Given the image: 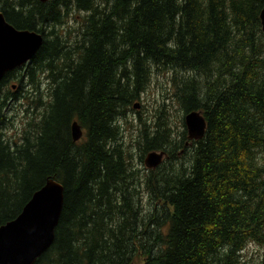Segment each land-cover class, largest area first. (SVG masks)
Segmentation results:
<instances>
[{
  "label": "trees",
  "instance_id": "16d2710c",
  "mask_svg": "<svg viewBox=\"0 0 264 264\" xmlns=\"http://www.w3.org/2000/svg\"><path fill=\"white\" fill-rule=\"evenodd\" d=\"M2 1L8 22L48 36L68 6L85 15L69 45L76 60L67 42L47 39L0 81V226L48 177L65 188L55 240L35 264H248L247 246H264V0ZM153 69L170 75L183 114L202 111L208 127L188 142L145 124L141 150L165 159L142 174L118 121ZM10 98L45 109L21 144L1 134Z\"/></svg>",
  "mask_w": 264,
  "mask_h": 264
},
{
  "label": "water",
  "instance_id": "95a60500",
  "mask_svg": "<svg viewBox=\"0 0 264 264\" xmlns=\"http://www.w3.org/2000/svg\"><path fill=\"white\" fill-rule=\"evenodd\" d=\"M41 1L46 3L50 0ZM260 19L264 33V7ZM43 41L42 33L16 28L0 11V81L8 72L31 62ZM186 123L190 139L203 138L207 122L202 111L187 113ZM72 134L75 140L82 136L81 126L76 121L72 124ZM163 155L164 152L148 153L146 167L157 168L163 161ZM64 198L63 184L48 178L25 204L19 217L0 226V264H34L44 250L51 247Z\"/></svg>",
  "mask_w": 264,
  "mask_h": 264
},
{
  "label": "rangeland",
  "instance_id": "374dc122",
  "mask_svg": "<svg viewBox=\"0 0 264 264\" xmlns=\"http://www.w3.org/2000/svg\"><path fill=\"white\" fill-rule=\"evenodd\" d=\"M4 3V1L0 2V4ZM68 3L72 4L73 2ZM73 8V6H68L67 10H65L63 23H47L46 27L47 32L54 31V34L47 38L52 40L55 37H59L60 41L67 42V44L63 43L67 46L65 52L68 54V56H71V58L74 59L75 54L69 45H73L72 42L75 41L77 34L83 31L85 15L82 11H78ZM0 11H2L1 6ZM31 64L32 61L29 64L27 63L23 66H30ZM15 82L16 81L12 82V84ZM13 86H15V89L16 85ZM8 87H10V85H8ZM48 88L49 82L44 79V83L39 91L41 92L42 98L46 102L47 99L45 98L44 93L49 92ZM24 90L26 92H31L32 88L27 83L24 86ZM22 100L24 102L14 98H10L7 101V109L5 111L7 112L8 118L10 119V123L6 128L2 129L1 133L3 139L6 140L5 142L8 141L12 144L15 142L21 144L24 141L25 136H29L30 139L31 131H27L29 121H33L34 123L37 122L45 110L44 107L34 109L33 105L28 102V99ZM136 102L139 104V106L136 108L134 105H129L126 108L128 109L127 116L125 118H120V121H118L122 134L119 142H122L125 151V157L130 162L132 168L139 170L142 174H146L149 168H147L145 165V158L151 151L143 153L141 150L144 145L142 131L145 124L153 127L159 123L161 126H163V128L170 129V134L172 135L171 138L173 140H176L181 135L186 134L187 128L183 119L184 114L181 111L180 105L178 104L176 98L174 97V88L171 83L170 75L167 72H156L153 69L150 82L148 83L145 91L141 94L140 98L134 101V103ZM162 111L167 113V115H164L165 120L159 116L161 115ZM145 129H148V127H145ZM187 140H189L188 137ZM161 165H163V162L160 164V166ZM147 198L148 196L144 192L142 196V202L144 205L148 203ZM243 255L244 261H247L248 264H253L259 258L263 257L264 246H261L257 243H250L245 249Z\"/></svg>",
  "mask_w": 264,
  "mask_h": 264
},
{
  "label": "bare ground",
  "instance_id": "6f19581e",
  "mask_svg": "<svg viewBox=\"0 0 264 264\" xmlns=\"http://www.w3.org/2000/svg\"><path fill=\"white\" fill-rule=\"evenodd\" d=\"M39 50H40V49H39ZM39 50H38V51H39ZM26 66H27V65H26ZM21 67H22V66H21ZM14 87H15V86H14ZM137 104H138V103H137ZM138 106H139V104H138V105H136V104L134 105V107H136V108H137ZM188 113H189V112H188ZM203 115H204V114H203ZM186 116H187V113L184 114V118H183V119H184V123H185L186 128H187ZM204 118H205V116H204ZM205 120H206V118H205ZM75 121L81 126V124H80L77 120H75ZM75 121H73V122H75ZM73 122H72V124H73ZM206 122H207V120H206ZM72 124H71V135H72V138H73L74 141H78V140H80V139L83 137V135H84V130H83L82 126H81L82 136H81L79 139L75 140L74 137H73V134H72ZM207 127H208V122H207ZM206 130H207V128H206ZM205 133H206V132H205ZM204 135H205V134H204ZM187 137H188V139H189L188 142L191 141V140H196V139H190V138H189L188 131H187ZM203 137H204V136H203ZM201 139H202V138H201ZM151 152H154V151H151ZM155 152H157V151H155ZM161 152H163V151H159L158 153H161ZM164 158H165V154L163 155V160H164ZM162 162H163V161H162ZM48 178H53V177H48ZM48 178H47V179H48ZM54 179H55V178H54ZM55 180H56V179H55ZM57 181H58V180H57ZM59 182H60V181H59ZM60 183H61V182H60ZM63 187H64V185H63ZM64 197H65V188H64ZM63 205H64V203H63ZM21 213H22V211L20 212V214H21ZM20 214H19V215H20ZM19 215H18L16 218L12 219V220L17 219V218L19 217ZM59 221H60V220H59ZM4 224H6V223H4ZM54 240H55V239H54ZM49 248H50V246L47 247V248L44 250L43 253H45ZM43 253H42V254H43ZM42 254H41V255H42Z\"/></svg>",
  "mask_w": 264,
  "mask_h": 264
},
{
  "label": "flooded vegetation",
  "instance_id": "af4514ba",
  "mask_svg": "<svg viewBox=\"0 0 264 264\" xmlns=\"http://www.w3.org/2000/svg\"><path fill=\"white\" fill-rule=\"evenodd\" d=\"M51 1V0H50ZM50 1H48V2H50ZM42 35H43V37H44V41L45 40H47L48 38L47 37H49L47 34H45L44 35V33H42ZM47 35V36H46ZM44 41H43V43H44ZM30 63V62H29ZM28 63V64H29ZM19 69H20V67H18ZM22 68V67H21ZM17 69V68H16ZM16 69H14V70H16ZM14 70H12V71H14ZM9 73V72H8ZM188 144V143H187ZM181 153H182V151L181 152H179L178 154H177V156H180L181 155Z\"/></svg>",
  "mask_w": 264,
  "mask_h": 264
}]
</instances>
